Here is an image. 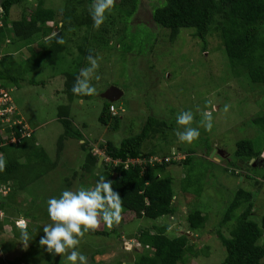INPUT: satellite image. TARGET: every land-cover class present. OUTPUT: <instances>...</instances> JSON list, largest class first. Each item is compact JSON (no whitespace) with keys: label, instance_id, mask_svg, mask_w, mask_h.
Segmentation results:
<instances>
[{"label":"rangeland","instance_id":"1","mask_svg":"<svg viewBox=\"0 0 264 264\" xmlns=\"http://www.w3.org/2000/svg\"><path fill=\"white\" fill-rule=\"evenodd\" d=\"M28 1L32 5L36 3V0ZM44 1L57 11L66 6V0ZM23 3L13 9L12 18L20 16ZM161 3L163 5L165 1ZM161 5L158 0H139L137 10L122 22L117 20L119 7L116 6L114 14L109 15L113 16L111 25L106 20L99 29L82 27L71 30L73 32L67 33L68 52L61 57L57 66L43 62L38 69L25 75L19 87H9L24 114L35 115L37 141L55 159L58 138L65 131L58 120V108L69 103L66 94L56 93L55 89H63L65 77L61 73L65 70L78 69L80 63L82 68L88 65V56L81 54L78 49L80 43L94 50V56L101 58L98 70L101 79L92 80L97 94L77 98L71 104L73 125L83 132L91 146L100 148L99 143L108 140L120 145L125 138L139 133L148 117L155 115L174 126L167 130L174 139L170 143L171 151L164 147L160 155L165 156L166 152L172 155L171 152L189 148L196 151L190 164L177 163L166 168V173L174 177L177 212L155 220L146 217L128 220L130 216L123 213V220L118 227L108 229L102 225L100 230L104 226L109 234H89L79 246V250L88 257L89 264H133L139 255L138 251L142 250L136 240L139 231L151 228L154 232L155 226L165 223L172 227L170 236L184 231L187 226V232L194 237L193 250L188 253L186 262L179 264H220L227 251L218 233L230 237L233 227V221L224 226H220V221L236 191L240 188L251 191L254 195L252 218L261 221L264 216V129L253 122L256 115L264 113V87L251 83L245 72L240 73L242 75L233 74L218 31L213 30L207 37L206 50L203 40L194 37L196 30L192 27L181 28L172 40L170 29L158 25L153 19L154 10ZM104 26L107 28H102ZM105 36L107 42L99 43ZM39 41L40 35L36 34L28 42H18L21 47L20 50L15 48L18 50L16 56L19 59L28 57L31 54L29 47L39 51ZM14 46L5 45L0 56L13 50ZM32 78L45 80V84H32L29 82ZM111 86L124 93L121 99L114 102L115 115L121 117L119 127L115 130L99 120L105 102L101 94ZM224 105H230L226 113L223 111ZM188 110L195 114L193 126L199 127L201 133L191 145L181 143L175 135L177 115ZM205 110L213 114L211 132L199 125L200 111ZM241 139L254 140L257 148L262 150L263 160L259 163L257 159L254 161L258 168L247 170L243 164L241 166L244 168H237V173H234L237 142ZM81 141L68 138L58 165L26 188L17 190L13 184L1 183L0 199L5 197L7 207L0 208V264H61V257H53L40 247L39 241L44 235V226L51 223L47 200L59 198L66 189L76 190L94 184L91 178L80 177L84 174L81 172V163L87 154L80 145ZM153 144L162 148L163 142L159 138L153 139L146 143L145 149ZM218 149L223 151L222 156H212L213 151ZM75 171L78 172L76 176ZM239 171L242 175L238 174ZM248 174L254 176L252 180L246 178ZM67 179L70 181L67 182ZM256 180L259 183H254ZM182 184L187 188L185 191ZM6 188L9 193L12 192L9 196ZM30 209L38 212L39 218L29 216ZM188 209H199L207 214L208 221L202 232L190 230ZM21 217L26 220L32 237L27 248L17 227ZM63 264L70 262L65 259Z\"/></svg>","mask_w":264,"mask_h":264},{"label":"trees","instance_id":"2","mask_svg":"<svg viewBox=\"0 0 264 264\" xmlns=\"http://www.w3.org/2000/svg\"><path fill=\"white\" fill-rule=\"evenodd\" d=\"M164 1L165 3L161 5V2ZM21 3L24 4V7L20 11V16L12 18L13 9ZM91 3L92 0H66L65 8L57 11L47 6L44 0H36L35 5H32L28 0H1L0 54L5 45L14 44L15 46L13 50L4 52L0 56V90L4 89L8 95L7 100L2 102L1 108L13 106L12 119L6 124L8 125L6 130L0 129V138L2 135L10 136L14 130H21L27 123L32 128H34V123L37 124L35 115L24 114L23 110L18 107L20 104L11 94L9 87H19L25 80V75L31 70L38 69L43 62H48L53 67L59 64L61 57H64L68 52L67 33L75 28H94L89 14ZM138 3L139 0H122L121 3H116L115 8L119 7L118 22H122L124 19L128 20V17L137 10ZM158 3L161 6L154 10L153 19L158 25L170 29L172 40L177 37L181 28L192 27L196 30L194 37L197 36L203 40L204 50H206L207 37L212 34L213 30L218 31L233 74L245 72L251 83L264 87V0H158ZM107 20L111 22L109 23L111 25L113 16H109ZM60 22H62L61 25ZM105 27L107 28V26L102 28ZM36 34L40 35V50L35 51L29 47L31 54L24 59H19L16 52L20 50L21 46H18L17 43L28 42ZM60 38L66 42L58 43ZM106 39L105 36L99 43H106ZM78 49L85 56L95 55L94 50L87 49L80 43H78ZM80 64L78 69L65 70L64 73H61L65 77L64 87L55 89L56 93L64 92L69 100V103L60 105L58 108V120L65 127V131L58 138L57 157L53 159L46 148L39 144L35 132L19 143H11L2 147V157L6 159L7 165L5 171L0 172V186L2 182H6L13 184L17 190H21L38 181L58 165L65 141L68 138H76L78 141L83 140L80 145L87 152L84 162L81 163V172L84 173L83 176H80L81 179L89 177L94 184L100 176L110 180L114 190L120 193L123 209L126 211L123 213L130 216L128 220L135 217L155 220L167 215H174L177 212L174 201L177 194L174 188V177L166 173V168L177 163L190 164L193 155L196 154L195 149L177 150V153L171 152L172 155L166 152L165 155H170L174 159L168 163L148 165L144 170L141 165L125 168L121 162L115 163L117 160L137 157L142 153H146L148 157L152 154H161L160 152L165 150L164 147L169 152L171 151L170 143L174 142V139L170 133H167V130L173 129L174 126L169 124L166 119L150 115L140 132L125 138L120 145H116L111 140L99 143V149L110 160H103L101 169L97 172L100 154L95 147L89 144L83 132L73 125V118L70 115L71 104L74 100L86 97H78L72 93L76 77L82 69V64ZM29 82L36 85L45 84V80H36L35 78L30 79ZM111 104L112 102L105 100L99 120L115 130L119 127L121 117L113 115L110 111ZM253 122L264 129V113L256 115ZM156 138L162 140V148L153 144L145 149L146 143ZM210 150L206 154L207 157ZM179 154L183 157H179ZM235 156L236 160L233 162L235 168L232 172L237 173V168H244L238 164L239 159L246 163L253 158L261 159L262 150L257 148L254 140L241 139L237 142ZM246 166L247 170L258 168L253 165ZM77 173L75 171L74 175L76 176ZM238 174L242 175L240 171ZM253 177L248 174L246 178L252 180ZM74 179L75 177L72 182ZM69 181L67 179V182ZM254 183H259V181L256 180ZM182 186L185 191L187 188L183 184ZM11 193H8V196ZM4 198L0 199V208L7 207V200ZM253 207V193L243 188L238 189L220 221V226L233 221L230 237L221 232L218 233V237L227 251L226 257L220 264H264V216L261 221L252 218ZM188 210L187 220L190 230H201L199 232H202L208 221L207 214L199 209ZM32 213L34 214L32 215ZM29 216L34 219L39 218L38 212H32V209H30ZM169 226L165 223L155 226L154 232L151 228L139 231L136 240L140 243L139 248L142 250L138 251L139 255L133 264L186 262L187 255L193 250L195 244L187 232L188 227L185 225L184 231L170 236L167 231ZM103 228L91 234H109L104 226Z\"/></svg>","mask_w":264,"mask_h":264},{"label":"clouds","instance_id":"3","mask_svg":"<svg viewBox=\"0 0 264 264\" xmlns=\"http://www.w3.org/2000/svg\"><path fill=\"white\" fill-rule=\"evenodd\" d=\"M115 5L116 0H92V3L89 6V14L93 21V26L96 29H99L105 24L109 15L114 14ZM57 42L64 44L66 41L63 38H60ZM100 59L101 58L98 55L88 56V65L80 69L79 75L76 77L75 83L72 87V93L74 95L78 97H91L97 94V89L92 84V80L95 79L96 81H99L101 79V76L98 74ZM123 94L119 99L122 98ZM115 101L110 102H112L111 105L116 107V104L114 103ZM229 109L230 105H224L223 111L225 113L228 112ZM110 111L113 115H115V112L111 109ZM12 115L13 113L6 116L0 115V129L6 130L8 127L6 124L10 122ZM200 115L201 120L199 121V125L204 127L206 131L211 132L213 128L212 112L207 110L200 111ZM8 117L10 118L7 119ZM194 122L195 114L191 110L182 111L177 115L176 123L178 128L175 130V135L181 143L191 145L199 139L201 133L199 131V127L193 126ZM33 132H35L34 128L27 123L21 130L12 131L10 136L2 135L0 138V172L5 171L7 165L6 159L2 157L3 152L1 151V148L11 143H19L25 137H30ZM96 149L98 150V154H100V158L103 157V160H110L109 158H106L103 151L97 147ZM217 151L222 150L218 149ZM222 154L223 151L219 157H221ZM151 156L164 158L167 155L163 156L160 154H152ZM168 156L174 159V157L170 155ZM178 156L181 155L179 154ZM138 157L149 158L146 153H142L137 157H127L125 160H121V163L125 168L140 165L130 164L128 167L125 166L124 161ZM263 159H254V161L256 160V162L259 163V161H262ZM254 161H250L248 163L244 161L243 164L253 165ZM155 164L147 163L145 166H141L144 170L148 165L155 166ZM255 164L257 165V163ZM116 175L117 174L115 173V176ZM1 190L2 189L0 187V191ZM6 190L8 194V188H6ZM47 212L51 223L43 228L44 235L40 238V247L46 249V251L53 255V257L60 256L61 264H63L65 259L70 262V264H89L88 257L79 250L81 242L87 235L97 232L102 225L106 226L108 229L118 227L123 220L124 209L120 193L114 190L110 180H106L103 176H100L92 187L81 186L76 190L66 189L61 193L59 198H49L47 200ZM17 227L21 233V240L23 241L25 248H27L29 242L32 240V237L28 231V224L23 217L17 221ZM167 231L171 232L172 227L169 226Z\"/></svg>","mask_w":264,"mask_h":264},{"label":"built area","instance_id":"4","mask_svg":"<svg viewBox=\"0 0 264 264\" xmlns=\"http://www.w3.org/2000/svg\"><path fill=\"white\" fill-rule=\"evenodd\" d=\"M7 96H8L7 93L3 89H1L0 90V115L6 116L10 113H13V106H11V105H9L8 107L1 108L2 102L7 100ZM110 109L113 112H116V107L114 105H111ZM9 118L10 117H8L7 119H9ZM179 157H181V156H179ZM171 159L172 158L169 156H166L164 158L158 157V156H151L149 158H147V157L132 158V159H128L124 162H125L126 167H128L130 164H132V165L140 164V165L145 166L147 163H151V164H155L156 162L164 163V162L171 161ZM118 162H122V161L121 160L115 161V163H118Z\"/></svg>","mask_w":264,"mask_h":264},{"label":"water","instance_id":"5","mask_svg":"<svg viewBox=\"0 0 264 264\" xmlns=\"http://www.w3.org/2000/svg\"><path fill=\"white\" fill-rule=\"evenodd\" d=\"M122 94H123V91L122 90H120L119 88H117L115 86H111L106 91H104L101 95H102L103 98H105V99H107L109 101H115V100H118L121 97ZM216 152H217V150L213 151L212 156H214L216 154H217L216 156H220V154H221L222 151H219L218 153H216ZM102 160H103V157H101L99 159V162H98V172H99L100 167L102 165ZM253 161H254V159L251 160V162H253ZM243 162H244L243 160H239V164L240 165L243 164ZM247 165H249V164H247ZM253 165H256V164L253 163ZM193 238L194 237H192V239Z\"/></svg>","mask_w":264,"mask_h":264},{"label":"flooded vegetation","instance_id":"6","mask_svg":"<svg viewBox=\"0 0 264 264\" xmlns=\"http://www.w3.org/2000/svg\"><path fill=\"white\" fill-rule=\"evenodd\" d=\"M121 2H122V0H119L118 4L121 3ZM260 162H261V161H260Z\"/></svg>","mask_w":264,"mask_h":264},{"label":"crops","instance_id":"7","mask_svg":"<svg viewBox=\"0 0 264 264\" xmlns=\"http://www.w3.org/2000/svg\"><path fill=\"white\" fill-rule=\"evenodd\" d=\"M194 239V238H193Z\"/></svg>","mask_w":264,"mask_h":264}]
</instances>
